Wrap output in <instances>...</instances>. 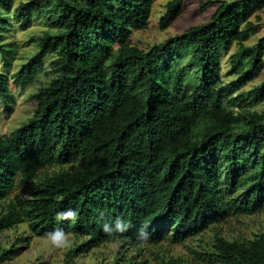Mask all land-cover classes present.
<instances>
[{"label": "trees", "instance_id": "1", "mask_svg": "<svg viewBox=\"0 0 264 264\" xmlns=\"http://www.w3.org/2000/svg\"><path fill=\"white\" fill-rule=\"evenodd\" d=\"M14 1L0 0L6 69L16 43L1 41L13 21L27 29L43 18L49 29L31 59L0 71V107L13 111L12 86L25 88L41 72L51 78L31 96L28 120L0 135V201L29 188L0 230L26 223L40 238L86 237L74 256L109 241L180 243L264 208V110L253 108L264 102V81L241 90L264 66V37L244 44L259 29L250 18L264 0L209 1L218 7L208 22L148 50L129 38L146 27L153 0ZM183 7L168 1L160 29ZM233 44L236 77L224 82L221 53ZM15 252L0 247V261ZM212 255L218 264H264V231L246 240L216 235Z\"/></svg>", "mask_w": 264, "mask_h": 264}, {"label": "rangeland", "instance_id": "2", "mask_svg": "<svg viewBox=\"0 0 264 264\" xmlns=\"http://www.w3.org/2000/svg\"><path fill=\"white\" fill-rule=\"evenodd\" d=\"M20 1L25 0H15L14 6H17ZM168 1L170 0H153L146 27L133 31L129 38L132 45L148 50L170 37L183 35L189 28L208 22L218 7L215 2L207 6L203 5L212 0H184L183 11L178 18L166 29H160L159 21L166 11ZM250 21L258 24L259 29L244 42L245 45H253L264 37V7L254 14ZM48 29V21L43 18H35L27 29H21L19 23L13 21L1 42H15V53L11 59L10 69L4 67L0 55V71L10 74L31 59L39 50L37 37ZM237 49L238 45L233 44L228 51L221 53V74L224 82H230L236 77L229 72L230 55ZM53 58L54 55L46 57V66ZM50 78V75L41 72L35 81L25 88L12 86L15 95L12 103L13 111L8 114L3 107H0V135L14 131L28 120L36 106L31 96L41 86L47 84ZM263 81L264 66L241 90L249 91ZM253 108L263 111L264 102L254 105ZM59 167L56 166L53 169L58 170ZM65 167L74 168L75 166L68 164ZM51 169L48 170L51 171ZM28 196V187L16 186L5 200L0 201V218L8 211L12 201ZM263 231L264 208L250 215L229 216L213 227L180 243L165 241L158 245L143 244L131 247L120 241H109L72 256L71 250L85 242L86 237L68 233L60 238H40L30 232L26 223H20L0 230V247L16 250L14 254L2 259L0 264H163V260L165 263L172 258L179 260L181 264H218L212 255L216 235L229 240H246L254 238Z\"/></svg>", "mask_w": 264, "mask_h": 264}]
</instances>
